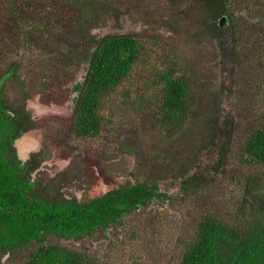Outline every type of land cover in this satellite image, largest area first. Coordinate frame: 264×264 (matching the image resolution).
<instances>
[{
	"label": "rangeland",
	"instance_id": "obj_1",
	"mask_svg": "<svg viewBox=\"0 0 264 264\" xmlns=\"http://www.w3.org/2000/svg\"><path fill=\"white\" fill-rule=\"evenodd\" d=\"M79 1L0 0V75L12 62L21 65L20 82H9L8 97L15 106L26 101L36 123L17 147L25 144L22 156L42 151L45 164L39 178L50 196L95 199L132 175L143 180L151 164L164 165L163 159L167 164L177 156L175 144L163 141L143 103L144 78L139 75L109 98L98 138L78 141L72 135L73 85L85 75L93 37L109 33L135 34L143 41L156 37L154 59L176 60L193 91L218 96L223 117L233 121L232 152L229 169L213 175L195 197L141 209L108 233L79 240L52 236L48 241L114 264H179L180 251L203 216L238 217L241 175L256 169L238 164L234 152L264 124V0L234 1L233 33L229 37L224 32V47L211 39L197 0ZM108 4L115 7L114 20L106 18ZM230 41L234 49L228 47ZM224 51L234 58L222 61ZM215 161L216 154L205 163ZM32 247L9 254L0 264L27 260L37 246Z\"/></svg>",
	"mask_w": 264,
	"mask_h": 264
},
{
	"label": "trees",
	"instance_id": "obj_2",
	"mask_svg": "<svg viewBox=\"0 0 264 264\" xmlns=\"http://www.w3.org/2000/svg\"><path fill=\"white\" fill-rule=\"evenodd\" d=\"M234 1L197 0L195 4L203 11V24L211 39L221 47L224 32L227 30L229 37L233 33ZM105 14L114 20L115 7L108 4ZM222 17H226L223 26ZM156 46L154 36L143 41L135 34L109 33L93 37L86 52L85 75L73 85L75 139L98 138L107 121L109 98L139 75L144 78L143 103L151 109L163 141L175 144L172 148L178 150L169 163L163 159L164 165L151 164L143 180L132 175L126 183L95 199H59L41 185L39 177L45 164L42 151L21 157L17 147L36 123L26 101L15 106L8 97L9 82H20L21 65L12 62L0 75V261L36 245L27 260L11 264H114L48 240L52 236L79 240L96 232L108 233L141 209L197 196L213 175L229 169L233 121L223 117L219 97H202L193 91L190 78L176 60L168 56L161 61L154 59ZM228 47L235 48L233 41ZM232 53L228 51L225 56L224 51L222 61L234 58ZM215 154V163L206 165L205 160L211 161ZM234 154L238 164L256 167L241 175L243 196L238 217L203 216L183 245L179 264H264V124L247 135Z\"/></svg>",
	"mask_w": 264,
	"mask_h": 264
},
{
	"label": "water",
	"instance_id": "obj_3",
	"mask_svg": "<svg viewBox=\"0 0 264 264\" xmlns=\"http://www.w3.org/2000/svg\"><path fill=\"white\" fill-rule=\"evenodd\" d=\"M225 22H226V17H222L220 19V25L223 26L225 24ZM33 148H34V146H33Z\"/></svg>",
	"mask_w": 264,
	"mask_h": 264
},
{
	"label": "flooded vegetation",
	"instance_id": "obj_4",
	"mask_svg": "<svg viewBox=\"0 0 264 264\" xmlns=\"http://www.w3.org/2000/svg\"><path fill=\"white\" fill-rule=\"evenodd\" d=\"M21 146L23 147V149L21 148V149H22V151H25V150H26V148H25V144H23V142L21 143ZM21 149L19 150L20 152H21ZM29 152H30V151H29ZM29 152H28V153H29ZM21 157H22V155H21ZM23 158H24V157H23Z\"/></svg>",
	"mask_w": 264,
	"mask_h": 264
}]
</instances>
